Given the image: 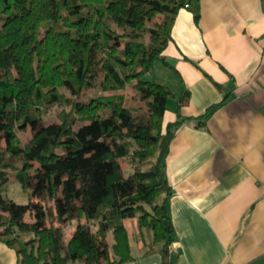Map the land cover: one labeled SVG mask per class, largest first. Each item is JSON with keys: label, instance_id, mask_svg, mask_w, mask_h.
Returning <instances> with one entry per match:
<instances>
[{"label": "trees", "instance_id": "obj_1", "mask_svg": "<svg viewBox=\"0 0 264 264\" xmlns=\"http://www.w3.org/2000/svg\"><path fill=\"white\" fill-rule=\"evenodd\" d=\"M185 3L197 22L199 0H0V240L16 251L18 264L122 263L131 258L122 220L133 216L150 236L146 252L160 243L161 264H168L175 241L165 173L169 142L184 122L205 126L227 98L195 115L177 110L163 125L174 93L146 74L155 61L168 63L161 51ZM156 15L161 20L150 24ZM97 79L102 93L79 99ZM131 81L145 96L148 126H134V108L123 104ZM54 106L60 107L57 122L22 142L18 131ZM121 160L130 165L125 174ZM10 177L24 192L30 179L51 197L59 187L53 205L60 224L43 226L38 212L35 220H23L30 203L2 195ZM72 210L83 221L63 245L61 222ZM108 229L112 257L101 261L98 242Z\"/></svg>", "mask_w": 264, "mask_h": 264}, {"label": "crops", "instance_id": "obj_2", "mask_svg": "<svg viewBox=\"0 0 264 264\" xmlns=\"http://www.w3.org/2000/svg\"><path fill=\"white\" fill-rule=\"evenodd\" d=\"M169 34L161 51L168 63L158 60L162 68L154 72V62L146 74L174 93L166 101L163 125L176 119L177 110L182 117L195 115L227 96L205 126L184 122L169 142L165 173L172 188L168 210L175 234V264H264L262 0H199L197 22L192 11L181 6ZM123 93L124 106L145 107L148 113L142 89L134 81ZM136 113L132 111L134 117ZM11 186L19 193L20 183L10 177L2 195L15 200L7 193ZM58 190L54 197L48 196L36 179H30L26 192L30 208L23 220H35L38 212L43 226H55L53 199L60 195ZM78 221L83 219L72 210L70 219L61 222L63 236L68 239ZM122 223L131 258L119 264H161L160 243L146 252L150 236L138 227L136 217H125ZM112 244L108 229L98 242L101 261L106 254L112 257ZM0 264H18L16 251L1 240Z\"/></svg>", "mask_w": 264, "mask_h": 264}, {"label": "rangeland", "instance_id": "obj_3", "mask_svg": "<svg viewBox=\"0 0 264 264\" xmlns=\"http://www.w3.org/2000/svg\"><path fill=\"white\" fill-rule=\"evenodd\" d=\"M161 18L162 17L160 15H156V16H154L152 18V20L149 23L153 24L155 22H159L161 20ZM42 34H43V28L39 27L38 30H37V37H41ZM161 68H162V64H160L159 61H155V70H154V72H157V70H159ZM99 86H100V81H99V79H97L96 81H94V83L91 86L84 88V90L78 96V98L79 99H86L88 96L101 94L102 91L99 89L100 88ZM122 92H123V90H122ZM123 104H124V101H123ZM59 108H60L59 106H54L53 108H51L48 111V113L46 115H43L41 118L35 119L32 123H28L26 127H24L23 129L19 130L18 131V136H19L20 140L22 142L27 140L33 134V132L38 127H40L41 125L57 122L56 113H57ZM143 108L144 109H141L140 107H138L137 109L134 108V110L137 112L136 113L137 115L134 117V121L136 120L137 122H141V123H144V122L150 123L149 122V114L147 112H144L145 111V107H143ZM133 125H134V123H133ZM71 126L73 128H75L77 126V124L74 123ZM104 140L110 145L113 144V140L111 138H107L106 137V138H104ZM120 165H121V167L123 168L124 171H127V170L130 169L129 163L126 162L125 160H121L120 161ZM21 192H23V194ZM26 192H27V190L24 192V191H22V189H20V191L18 193L17 189L15 187L11 186L7 193H8L9 197L14 198L16 201H18V203H24V202L27 201V195H26L27 193ZM59 194H60V190H58V195ZM22 196H24V202H21V201H23V197ZM72 204L74 205L75 203H72ZM25 216L27 218V217H29V214H26ZM25 221H33V220H25ZM56 225H59V223H56ZM66 236L65 235L63 236V245L65 244V240L67 239ZM67 264H70V262H68ZM77 264H82V260L78 259L77 260Z\"/></svg>", "mask_w": 264, "mask_h": 264}, {"label": "water", "instance_id": "obj_4", "mask_svg": "<svg viewBox=\"0 0 264 264\" xmlns=\"http://www.w3.org/2000/svg\"><path fill=\"white\" fill-rule=\"evenodd\" d=\"M175 262H176V251L172 249L169 252L168 264H175Z\"/></svg>", "mask_w": 264, "mask_h": 264}, {"label": "built area", "instance_id": "obj_5", "mask_svg": "<svg viewBox=\"0 0 264 264\" xmlns=\"http://www.w3.org/2000/svg\"><path fill=\"white\" fill-rule=\"evenodd\" d=\"M183 6H184V7H186V6H187V4L185 3Z\"/></svg>", "mask_w": 264, "mask_h": 264}]
</instances>
